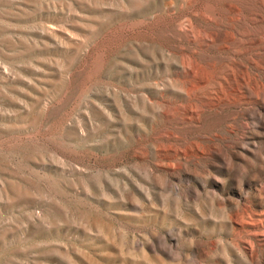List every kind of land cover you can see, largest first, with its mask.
<instances>
[{
	"label": "rangeland",
	"instance_id": "1",
	"mask_svg": "<svg viewBox=\"0 0 264 264\" xmlns=\"http://www.w3.org/2000/svg\"><path fill=\"white\" fill-rule=\"evenodd\" d=\"M263 3L0 0V264H264Z\"/></svg>",
	"mask_w": 264,
	"mask_h": 264
},
{
	"label": "bare ground",
	"instance_id": "2",
	"mask_svg": "<svg viewBox=\"0 0 264 264\" xmlns=\"http://www.w3.org/2000/svg\"><path fill=\"white\" fill-rule=\"evenodd\" d=\"M252 1V0H251ZM251 4V3H250ZM255 4V3H254ZM264 4V3H263ZM213 5V4H211ZM214 6V5H213ZM230 9L233 11H237L238 12V18H242L244 19V16L242 13V10L240 8H238L237 6H235L234 4L232 5V3L229 5ZM214 7H212L213 10ZM261 8V7H260ZM263 9V8H262ZM256 11V10H255ZM254 11V12H255ZM231 12V11H230ZM261 12V11H260ZM254 14V13H252ZM202 16H204L206 19L212 21L215 23V25L220 26L223 22L224 19L226 18V14H224L221 11H218L217 9H214L211 13H202ZM256 18V17H255ZM241 20V19H240ZM246 20V19H244ZM259 20V19H258ZM263 20V18H262ZM225 26V25H224ZM251 26V24H250ZM264 26V25H263ZM213 27V26H212ZM215 27V26H214ZM207 28V27H202L201 30L198 32V34L200 35V39H202V42H207V44H204V47L206 48H210L211 44H218L219 47H226V44L229 43V38L225 35V32L223 33L222 31L215 29V28ZM234 27V26H233ZM264 28V27H263ZM248 29V28H247ZM233 30V29H232ZM255 30V29H254ZM230 32V31H229ZM228 32V34H229ZM244 32V31H243ZM250 32V30H249ZM245 31V33H240L241 35H250V33ZM232 33V32H231ZM237 34V33H236ZM234 35V34H233ZM236 37V36H235ZM258 37V36H257ZM261 37V36H260ZM196 37H194L195 39ZM253 40V38H252ZM259 40V39H258ZM264 41V40H263ZM236 42V41H235ZM229 46V45H228ZM248 47V46H247ZM232 48V47H231ZM240 49V47H239ZM236 50V49H235ZM252 50V49H251ZM243 51V50H242ZM209 53V52H208ZM259 53V52H258ZM223 54V53H222ZM225 54V53H224ZM189 56V55H187ZM229 56V55H228ZM227 56V57H228ZM252 57V56H251ZM253 59V58H252ZM192 62L189 61V59L184 60L183 63V73L186 76L190 77V81L188 83V88H186L187 94L189 96L194 95L196 92H199L201 90H205L206 88H208L210 85L212 84H219L220 86L223 83V77L221 76L222 70H220V68L222 69L224 68H229L228 65H223L220 66L216 61L212 60L210 57L207 58V60L205 61H197L195 60L193 62V60H191ZM242 62V61H241ZM233 63V62H232ZM243 63V62H242ZM222 65V64H221ZM260 66V65H259ZM237 67V66H236ZM235 69V68H234ZM233 70V69H232ZM247 72L248 69L246 68ZM238 71V70H237ZM249 74V73H248ZM247 74V75H248ZM257 74V73H256ZM232 77L235 78L234 73L231 74ZM250 76V75H249ZM248 78V77H247ZM240 79L245 82L246 81V75L245 73H243V71H241V75H240ZM253 79V77H252ZM227 80V79H226ZM236 81V80H235ZM249 82V80H248ZM258 82V81H257ZM257 86V85H256ZM260 86V85H258ZM222 87V86H221ZM225 87V86H224ZM252 87H254L252 85ZM262 88L264 87V85L261 86ZM258 89H260V87H257ZM261 88V89H262ZM225 90V88H224ZM264 90V89H263ZM241 92V91H240ZM255 92V91H254ZM260 93V92H258ZM236 94V93H235ZM238 94V93H237ZM207 97V96H206ZM258 97V94H257ZM209 98V97H208ZM245 98V97H244ZM259 98V97H258ZM192 100V99H191ZM190 101V100H189ZM221 103V102H220ZM192 105V104H191ZM215 106V105H214ZM189 107V106H187ZM200 108L198 106H191L189 109H187L188 113H192L193 109L191 108ZM201 107H209L210 109H213L212 107H210L209 105L207 106L206 104ZM224 109V108H223ZM204 110V109H203ZM196 111V110H194ZM211 114V113H210ZM213 115V114H212ZM190 117V116H189ZM200 117V116H199ZM198 118V117H197ZM199 120V119H198ZM230 126V125H229ZM216 135V134H215ZM263 208V207H262ZM248 215V214H247ZM247 220V219H244ZM244 220L242 222H244ZM243 224V223H242ZM244 225H246L249 230L248 232H251L253 235L255 236H260L264 239V209L262 211H255L253 212L251 215H249L248 220L246 223H244ZM248 234V233H247ZM250 235V234H249ZM250 240V239H249ZM246 241V242H249ZM247 250L249 253H253V243L251 244H247Z\"/></svg>",
	"mask_w": 264,
	"mask_h": 264
}]
</instances>
